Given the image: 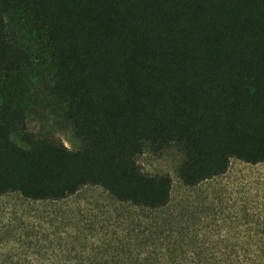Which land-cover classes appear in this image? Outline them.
Returning a JSON list of instances; mask_svg holds the SVG:
<instances>
[{"label":"trees","instance_id":"obj_1","mask_svg":"<svg viewBox=\"0 0 264 264\" xmlns=\"http://www.w3.org/2000/svg\"><path fill=\"white\" fill-rule=\"evenodd\" d=\"M11 12L41 36L44 89L83 149L28 130L18 78L32 60L8 29ZM0 97V195L61 200L90 185L162 208L172 180L141 172L145 145L178 142L187 186L232 159L264 162V0H0ZM250 264H264V248Z\"/></svg>","mask_w":264,"mask_h":264},{"label":"rangeland","instance_id":"obj_2","mask_svg":"<svg viewBox=\"0 0 264 264\" xmlns=\"http://www.w3.org/2000/svg\"><path fill=\"white\" fill-rule=\"evenodd\" d=\"M5 20L31 55L18 78L28 130L83 149L64 106L44 89L52 69L41 36L21 13ZM185 160L176 141L159 150L145 145L136 157L142 173L172 180L169 203L156 210L119 202L90 185L61 200L0 195V264H250L264 248V162L232 159L225 174L187 186L178 175Z\"/></svg>","mask_w":264,"mask_h":264}]
</instances>
